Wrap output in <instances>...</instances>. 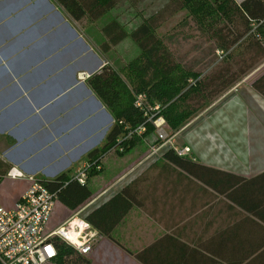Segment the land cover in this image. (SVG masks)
I'll use <instances>...</instances> for the list:
<instances>
[{
	"label": "crops",
	"instance_id": "1",
	"mask_svg": "<svg viewBox=\"0 0 264 264\" xmlns=\"http://www.w3.org/2000/svg\"><path fill=\"white\" fill-rule=\"evenodd\" d=\"M50 2L62 21H75ZM97 59L91 47L86 50L74 65L71 82ZM100 107L107 114L103 139L75 167L53 175L40 170L38 177L29 168L34 158L15 159L9 153L6 160L0 158L38 179L50 180L69 169L71 175L87 162L89 151L106 142L113 118L109 120L112 115L102 103ZM209 107L181 126L178 141L190 148L182 156L185 165L166 157L168 149L150 155L153 140L148 135L123 152L109 149L102 155L98 168L86 177L90 195L81 212L104 235L87 264H264V58ZM189 160L193 163L187 164ZM196 164L204 169L193 174L187 166ZM29 184L26 178L3 175L0 204L12 207ZM73 210L57 200L47 228L60 225Z\"/></svg>",
	"mask_w": 264,
	"mask_h": 264
},
{
	"label": "rangeland",
	"instance_id": "2",
	"mask_svg": "<svg viewBox=\"0 0 264 264\" xmlns=\"http://www.w3.org/2000/svg\"><path fill=\"white\" fill-rule=\"evenodd\" d=\"M166 2L119 0L93 23L81 20L70 24L53 11L50 0L2 2L0 6L7 4L0 8V157L6 160L9 153L15 159L34 158L29 168L38 177L40 170L53 175L62 168L75 167L84 159L85 151L103 139L107 114L98 105L99 99L78 85L79 81H87L91 75L88 71H79L78 82H71L74 65L91 47L102 61L119 69L138 53V47L128 36L109 52L101 53L98 46L104 39L102 26L115 18L130 30ZM61 11L66 15L62 8ZM11 12H14L12 16L6 18ZM190 15L183 7L156 28L157 35L164 36L183 19L191 18ZM194 40L200 41V38L180 39L172 52L184 55L185 60L191 62L196 53L200 55L192 49ZM227 58H216L197 79L209 75ZM79 74L81 77L87 75L86 79L81 80ZM216 99L191 118L205 115ZM168 126L173 129L169 123ZM181 133L176 137L178 146ZM148 139L152 141L153 136L148 135Z\"/></svg>",
	"mask_w": 264,
	"mask_h": 264
},
{
	"label": "trees",
	"instance_id": "3",
	"mask_svg": "<svg viewBox=\"0 0 264 264\" xmlns=\"http://www.w3.org/2000/svg\"><path fill=\"white\" fill-rule=\"evenodd\" d=\"M54 1L70 19L93 23L119 0ZM183 7L189 10L191 18L183 19L164 36H158L156 28ZM101 33L104 37L98 46L101 53L109 52L128 36L137 45L138 53L120 65L119 69L106 61L86 81L114 120L106 142L87 154V162L91 164L87 176L99 164L102 155L114 145L115 138L121 132L119 120L132 126L142 122L141 113L133 105L134 93H144L151 102L164 105V118L174 130H178L185 120L222 95L256 66L264 58V46L257 37L259 34L264 40V0H167L158 11L130 30L112 18L102 26ZM191 36L200 38V41L194 40L192 43V49L200 55L196 56V53L193 60L188 62L184 55H175L172 50H175L180 39ZM233 46L232 51L236 49L234 54L225 56L229 57L209 75L197 79L214 63L217 50L226 51ZM252 84L260 88L256 81ZM150 132L151 127L148 126L142 136ZM142 136H134L123 142L124 150ZM164 154L178 165L186 164L181 161L184 157L171 150ZM189 163L193 162L189 160ZM187 167L193 174H197V168L204 169L199 164ZM9 168L0 158V180ZM40 180L50 189H57L58 200L72 210L90 195L86 182L79 183L65 172L50 180ZM60 255L64 264H87V259L65 245H61Z\"/></svg>",
	"mask_w": 264,
	"mask_h": 264
},
{
	"label": "built area",
	"instance_id": "4",
	"mask_svg": "<svg viewBox=\"0 0 264 264\" xmlns=\"http://www.w3.org/2000/svg\"><path fill=\"white\" fill-rule=\"evenodd\" d=\"M257 37L264 44L259 34ZM233 48L234 46L226 51L217 50V59H223ZM86 77L87 75L81 77L79 74L81 80H85ZM133 105L141 113L142 122L132 126L119 120L121 132L110 149L122 152L123 142L134 136H142L150 126L151 134L148 135L154 138L148 146L150 155L163 148L173 151L178 156L189 153L190 148L187 145H177L176 137L182 131V127L174 130L168 126L162 114L164 105L151 102L144 93H134ZM113 122L114 120L112 124ZM90 165L86 162L77 168L71 174L72 179L85 183ZM96 166L98 168V164ZM6 176L12 179L26 178L30 184L12 207L0 204V264H64L61 262V245L86 258L103 238V233L81 216L87 203L74 209L60 225L48 229V222L58 200V190L50 189L40 179L34 175H27L16 165L10 166Z\"/></svg>",
	"mask_w": 264,
	"mask_h": 264
},
{
	"label": "water",
	"instance_id": "5",
	"mask_svg": "<svg viewBox=\"0 0 264 264\" xmlns=\"http://www.w3.org/2000/svg\"><path fill=\"white\" fill-rule=\"evenodd\" d=\"M86 48H88V46H86ZM101 63H102V61H101L100 59H97V64L94 65L93 67L87 69V70H88V73H89V74H92V73H93V72H94V71H95V70L101 65ZM77 82H78V79H77L75 76H73V83H77ZM80 85L83 86V87H85L88 93L91 92V91L85 86V84H84L83 82H81ZM97 103H98L99 106H101L100 101H97ZM108 118H109L110 121L112 120V117H111L110 115H108Z\"/></svg>",
	"mask_w": 264,
	"mask_h": 264
}]
</instances>
